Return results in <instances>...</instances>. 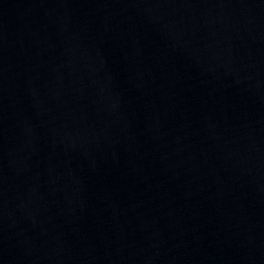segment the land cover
<instances>
[{
    "label": "water",
    "instance_id": "water-1",
    "mask_svg": "<svg viewBox=\"0 0 264 264\" xmlns=\"http://www.w3.org/2000/svg\"><path fill=\"white\" fill-rule=\"evenodd\" d=\"M0 264H264V0H0Z\"/></svg>",
    "mask_w": 264,
    "mask_h": 264
}]
</instances>
